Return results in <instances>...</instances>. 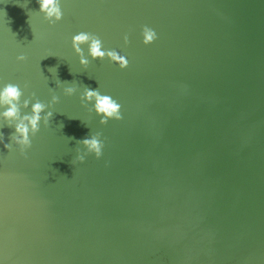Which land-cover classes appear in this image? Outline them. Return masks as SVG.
I'll list each match as a JSON object with an SVG mask.
<instances>
[{
	"label": "water",
	"instance_id": "1",
	"mask_svg": "<svg viewBox=\"0 0 264 264\" xmlns=\"http://www.w3.org/2000/svg\"><path fill=\"white\" fill-rule=\"evenodd\" d=\"M59 3L52 25L37 0H0V90L20 86L21 116L45 104L25 155L0 107V264H264V0ZM80 32L128 68L87 45L83 68ZM85 88L122 120L101 125ZM98 132L102 157L75 162Z\"/></svg>",
	"mask_w": 264,
	"mask_h": 264
},
{
	"label": "clouds",
	"instance_id": "2",
	"mask_svg": "<svg viewBox=\"0 0 264 264\" xmlns=\"http://www.w3.org/2000/svg\"><path fill=\"white\" fill-rule=\"evenodd\" d=\"M37 2L39 4L40 12L44 14L45 18L50 21L52 25H55L62 20L63 13L59 0H37ZM141 35L143 38L142 42L145 46L153 44L158 39L156 31L148 26H144L142 28ZM128 42V36L125 35L124 43L127 45ZM71 45L76 54L80 57V65L85 69L89 65V59L87 58L89 56L93 61H103L107 59L112 64L117 65L121 71L127 69L129 66L128 59L125 56L120 55L117 51L102 50L103 43L97 35L80 32L72 37ZM83 45H87V57L82 50ZM16 59L17 62L23 63L26 61L27 57L25 55H19ZM25 87L27 88L28 85L25 84ZM64 93L66 96H72L75 93V88H65ZM21 95V88L18 84H6L5 87L0 90V107L6 108V111L3 113L4 120L8 122L6 126L9 128L14 127L15 129L10 136L11 143L4 144V147L8 150V152H10L12 151V145L15 144L18 146L20 154L25 155L27 150L32 146L30 137H35L40 131L41 114L45 111V104L37 101L32 105L30 115L21 116L18 108ZM81 99L88 103H92L94 101L93 110L98 117H101L99 121L101 125H106L110 120L120 121L123 118L121 114V105L111 96L101 95L98 89L90 90L85 88L84 96L81 97ZM58 102L59 98L57 96H53L52 104H56ZM24 107H28V101H25ZM52 116L53 113L49 111L43 117L45 127L49 125ZM69 139H74V137H69ZM3 141L4 135L0 132V143H3ZM76 143L82 145L86 151L81 153L79 149H77L75 162L83 164L88 155H94L97 160H99L103 155L105 145L104 141L101 139V133L99 132L91 135L90 138L77 140Z\"/></svg>",
	"mask_w": 264,
	"mask_h": 264
}]
</instances>
